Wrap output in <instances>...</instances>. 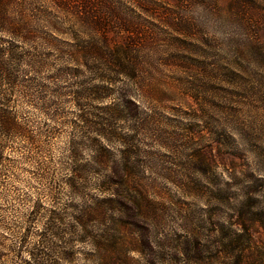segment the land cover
Listing matches in <instances>:
<instances>
[{"label":"rangeland","instance_id":"obj_1","mask_svg":"<svg viewBox=\"0 0 264 264\" xmlns=\"http://www.w3.org/2000/svg\"><path fill=\"white\" fill-rule=\"evenodd\" d=\"M147 1L191 21L193 32L173 31L160 20L163 11L152 18L136 9L158 34L149 49L154 65L143 85L94 106L120 103L130 115L127 101H135L155 121H121L119 132L136 136V151L126 154L127 143L111 140L105 167L94 162L99 142L83 149L80 162L91 175L82 194L64 183L71 175L69 120L78 114L66 104L68 122L52 148L60 199L49 206L62 216L57 242L71 257L59 264H264V73L249 53L252 33L232 0L219 1L220 17L210 0ZM259 35L264 42L263 28ZM93 171L109 175V192L100 193L101 175ZM91 198L117 203L105 219L78 223Z\"/></svg>","mask_w":264,"mask_h":264},{"label":"trees","instance_id":"obj_2","mask_svg":"<svg viewBox=\"0 0 264 264\" xmlns=\"http://www.w3.org/2000/svg\"><path fill=\"white\" fill-rule=\"evenodd\" d=\"M219 1L210 0L208 6L220 17ZM259 1L232 0L231 9L251 31L249 53L264 73V42L259 35L264 30V8ZM126 2L0 0V264H59L60 259L71 258L57 242L62 216L49 207L60 199L52 148L68 122V102L78 111L76 119L69 120L71 175L64 181L74 194H82L90 181V165L80 162L83 149L93 151L99 142L94 162L105 167L111 140L127 143L126 154L136 151V136L121 134V121L135 120L140 127L155 121L152 115L144 116L135 101H127L132 105L130 115L120 103L99 107L94 102L102 103L117 91L126 96L133 84L143 85L148 78L146 69L154 65L149 49H155L158 34L139 11L152 18L163 11L160 20L176 33H192L194 24L168 13L160 3L136 0L131 7ZM206 37L211 46L215 40ZM122 80L128 83L117 88ZM93 173L101 175L100 193L109 192V175ZM113 202L117 203L93 199L77 222L105 219Z\"/></svg>","mask_w":264,"mask_h":264}]
</instances>
